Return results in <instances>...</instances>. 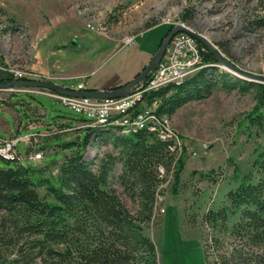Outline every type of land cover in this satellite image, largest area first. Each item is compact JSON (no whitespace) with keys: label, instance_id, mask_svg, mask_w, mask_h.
<instances>
[{"label":"trees","instance_id":"trees-1","mask_svg":"<svg viewBox=\"0 0 264 264\" xmlns=\"http://www.w3.org/2000/svg\"><path fill=\"white\" fill-rule=\"evenodd\" d=\"M205 59L218 62L211 51ZM216 71L215 66L203 67L182 82L161 86L144 97L149 103L160 99L155 104L158 115H172L188 101L211 94L218 83L228 91L254 89L255 104L245 124L264 131V83ZM63 119L66 123L56 121L44 135L73 132L78 140L59 145L51 144L54 139L45 140L38 147L46 151L56 145L55 151L65 152L75 143L77 148L60 161L38 164L28 159L35 146L27 147L26 156L21 153L23 159L0 155L6 162L0 164V264H159L156 243L146 229L155 221L157 194L168 173L174 176L173 192L177 190L186 165V146L178 156L170 150L172 140L162 139L158 130L124 133L120 124L110 120L91 125L87 118ZM83 129L87 131L80 143ZM100 139L116 150L99 158L100 146L88 159L90 145H99ZM117 162L122 164L119 182L134 201L133 209L111 185ZM159 166L165 168L164 176ZM253 167L256 174L240 175L235 166L233 178L239 184L227 191L223 205L203 214V223L211 230L204 243L207 264H264V149ZM212 172L206 175L213 177Z\"/></svg>","mask_w":264,"mask_h":264},{"label":"rangeland","instance_id":"rangeland-1","mask_svg":"<svg viewBox=\"0 0 264 264\" xmlns=\"http://www.w3.org/2000/svg\"><path fill=\"white\" fill-rule=\"evenodd\" d=\"M53 3L60 5L54 6ZM62 3L69 5L71 13L67 12ZM51 6L53 8L49 11ZM38 16L40 19L44 16L50 20L52 18L56 20L54 24L64 26L66 30L74 28L85 41V44L82 42L79 46L81 51L66 48L58 53H49L47 65L60 63L76 68L88 66L91 55L95 56V60L99 57L97 43L100 41L115 40L120 45L126 44L130 37L136 39L153 26L167 25L169 29L172 25L173 29L176 25L168 22H174L177 26L180 24L188 27L213 43L237 68L264 76V0H0V73H5L6 77L3 79H7L3 82L14 78L13 73L8 72L10 69L27 71L26 68H29L33 71L29 66L30 55L26 51L33 49L38 34L35 32ZM168 29L166 36L171 31L168 32ZM8 31L11 33L3 35ZM14 31H19V35ZM72 40L73 38L66 40V43L74 44L76 40ZM136 44L137 41L131 45ZM209 66L217 68L216 74L226 71L250 81L219 62ZM198 67L194 68V73L201 68ZM41 77V80L53 82L47 77ZM255 95L254 89L242 91L236 88L228 91L218 83L208 96L190 100L174 114L167 115L168 126L177 134V140L186 146L187 159L176 192H173L174 176L170 173L168 180L161 183L166 211L159 214L155 207V221L146 229L156 243L159 264H207L204 243L211 230L203 223V214L209 208L223 205L227 191L239 184L240 181L233 178L235 166L240 175L249 172L256 174L253 161L264 149V131L245 124L246 114L255 104ZM8 96H11L12 106L16 108V117L23 118L25 124L37 118L36 108L29 103L38 105L47 112L40 116L46 123H66L63 118H87L47 95L0 90L1 100ZM0 115L14 122L11 111L1 104ZM42 126L46 127V124ZM86 131L82 130L80 143L83 142ZM0 133L4 138L17 137L16 147L23 159L22 154L26 156V144H30L32 140L28 130L23 128L19 131L20 134L6 137L4 135H8V131L0 126ZM74 140L78 139L75 133H71L52 140L51 144L59 145ZM98 143V147L87 145L88 159L92 158L100 146L99 158L116 150L111 143L105 144L101 139ZM41 146L38 145L39 148ZM76 148L77 145L72 142L65 152L34 150L28 156L37 152L44 154L38 164H41L40 160L60 161L65 153ZM183 151L182 148L181 154ZM0 164L6 165L1 157ZM121 170L122 164L117 162L110 175L111 185L122 201L133 209L135 203L118 179ZM159 172L161 175L164 172L161 166ZM210 172L213 177L206 175ZM39 191L43 193L44 190L41 188ZM236 219L237 217L231 219L230 224Z\"/></svg>","mask_w":264,"mask_h":264},{"label":"crops","instance_id":"crops-1","mask_svg":"<svg viewBox=\"0 0 264 264\" xmlns=\"http://www.w3.org/2000/svg\"><path fill=\"white\" fill-rule=\"evenodd\" d=\"M58 5L60 4L56 3L54 6ZM64 5L66 6L67 12L71 13L69 11V5ZM52 8L53 6L50 7L49 11ZM47 19L48 17L44 16L41 19L39 17V19L35 21V32L38 34L36 33V40L35 42L33 41V49L30 48L26 51L30 55L31 59V63L29 65L30 68L34 72L41 74V76L45 78L47 77L53 82L67 87H74L77 83L84 81L87 88L86 90L92 91L114 89L131 82L153 58L154 54L159 49L163 38L166 36L168 29L167 25H158L148 28L144 33H141L136 37V45L123 43L120 45L115 40H104V42L100 41L97 43V53L99 54V57L95 60V56L91 55L89 58L91 62L88 66L83 65L76 68L70 65L63 66L60 63L47 65L49 53H58L66 48L81 51L82 49H80L79 46L82 45V42L85 44L84 37L80 38V35L74 31V28L66 30L64 26L58 27L54 24L56 20L52 18L51 20ZM71 19L74 20L73 17ZM71 27H73V24ZM14 32L16 33V31ZM18 32L19 31H17L16 34H18ZM10 33L11 31H8L7 33H3V35ZM15 33L12 34L16 35ZM72 38L73 40H76L75 43L67 44L66 40ZM26 69L29 72V68ZM4 77H6L5 73H0V78ZM10 97L11 96H8L4 100H1L0 98L1 106L9 109L14 116V122L12 123L10 120L0 115V126L6 128L8 131V135L4 136L10 137L14 134H20L19 131L24 128L28 130L29 135H32L31 143L26 144V147L29 146L32 148L35 146L36 150H43V152H45V149L38 148L39 144H43L45 140L50 141L52 139L68 135L63 132L58 134V136L55 135L56 137L45 136V133L48 134L51 132L49 128L52 127L56 121L54 123L43 122V120L40 119V116L46 114L47 112L40 109V106L38 105H31L29 103L30 106L36 108L35 114L37 115V118L25 124L23 118L16 117V108L12 106L13 102L10 101ZM76 123H79V121ZM43 124H46V127H43ZM78 133H80V130H78L77 134ZM57 148L58 147L56 145H53L49 151L54 152ZM62 150L64 151V149ZM41 163L44 162L41 161Z\"/></svg>","mask_w":264,"mask_h":264},{"label":"built area","instance_id":"built-area-1","mask_svg":"<svg viewBox=\"0 0 264 264\" xmlns=\"http://www.w3.org/2000/svg\"><path fill=\"white\" fill-rule=\"evenodd\" d=\"M169 24H174V22H168ZM136 42L135 37H131L128 45L134 44ZM208 52V47L198 41L194 36L185 32L179 31L173 35L167 49L158 63V65L153 68L148 74L147 78L134 86L130 93L121 97L114 98H91L87 96H73L61 91L53 90L47 87H36L31 85H13L5 88H0V90L6 89L9 92L17 93H38L52 97L77 112L84 114L87 119L94 125V119H100L106 115H113V119L123 120V125L128 126L133 121H139L143 115V110L147 109L150 105L160 104L159 98H154L151 103L148 101H140V106L132 111L129 116H117L118 107H122L132 98H139V91L151 90L152 85L162 84L166 82L167 79L171 78H184L187 74L191 73V68L196 66L199 62L205 61L206 53ZM6 67L5 69H7ZM8 70V69H7ZM11 71L15 78L19 79H34L41 80V75L29 70V72H18L14 70ZM67 88L79 91L86 90L85 82L81 81L76 86H69ZM151 130H158L159 135H169L172 140L170 145V150L176 152L179 156L183 148L177 140V134L170 129L168 123L158 116L151 117ZM27 139V138H26ZM17 137L4 138L0 136V155L7 158L18 157L21 158L17 151ZM29 155V154H28ZM27 158L33 161H39L43 157L42 153L37 152ZM178 158V157H177ZM164 171L160 176L165 175V168L161 166ZM166 180L168 178L166 177ZM165 180V181H166ZM163 187V185H161ZM160 187V188H161ZM163 197V199H162ZM164 195L160 192L157 194L156 208L157 213L164 214L166 208L164 206Z\"/></svg>","mask_w":264,"mask_h":264},{"label":"water","instance_id":"water-1","mask_svg":"<svg viewBox=\"0 0 264 264\" xmlns=\"http://www.w3.org/2000/svg\"><path fill=\"white\" fill-rule=\"evenodd\" d=\"M179 31H185L192 36H194L198 41L202 42L204 45L210 49L211 52H213L218 60L219 63L226 65L228 68H231L234 72L246 76L247 79L254 82H260L264 83V76L258 75L256 73H251L242 69L237 68L232 63L228 61L227 58H225L224 54L215 46L213 43L209 42L206 38H204L202 35L196 33L195 31H192L188 27L184 25H176L169 33L168 35L163 39L159 49L154 54L153 58L150 60L148 64H146L145 68L129 83L120 86L118 88L114 89H101V90H91V91H77L73 90L67 87H64L60 84L53 83L46 80H24V79H18V80H11L8 82H0V88H5L13 85H31L36 87H47L53 90L61 91L63 93L73 95V96H87L91 98H114V97H121L124 95H127L130 93V90L139 84L140 82L144 81L150 71L155 68L160 60L162 59L167 46L169 45L171 38L174 34H176Z\"/></svg>","mask_w":264,"mask_h":264},{"label":"bare ground","instance_id":"bare-ground-1","mask_svg":"<svg viewBox=\"0 0 264 264\" xmlns=\"http://www.w3.org/2000/svg\"><path fill=\"white\" fill-rule=\"evenodd\" d=\"M129 39L127 41H129ZM212 63L209 62V61H207L205 59V61L199 62L198 64H196V66H193L191 68V73H189L186 76H184V78H171V79H167L166 82H162V84L152 85L151 86V90L139 91V98H132L124 106L118 107V109H117V116H129V114H131L132 111H135L136 110L135 107L137 108L138 106H140V101H147L146 98L144 97V95L146 94V92H151L154 89H157V88H159L161 86L168 85L170 83L180 82V81L186 79L187 77H189L190 75L194 74V68H196L197 66H199L198 68H200V67L203 68V67H208L209 65H212ZM11 70L18 71V72H27L25 69H23V70L11 69ZM11 77L13 78V76H11ZM153 107H154V105H150V106H148L147 109H144L143 110V115L141 116V119H139V121H133V122H131L130 124H128V126H124L123 125V120L113 119V115H106L104 117H101L100 119H94V125L95 124H98V123H104V122H107L108 120H110L112 123L120 124L122 126V131L124 133H130L132 130H138L140 128L151 129V117L158 116L159 119H162V120H164V121H166L168 123V120H167V115L168 114L164 113V114L158 115L156 113L155 109H153ZM160 137L162 139H165V140L170 139V136L169 135H160Z\"/></svg>","mask_w":264,"mask_h":264}]
</instances>
